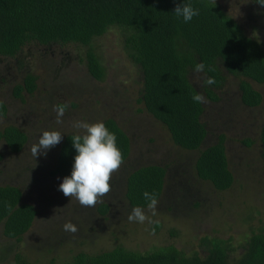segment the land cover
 Wrapping results in <instances>:
<instances>
[{
  "label": "trees",
  "instance_id": "trees-1",
  "mask_svg": "<svg viewBox=\"0 0 264 264\" xmlns=\"http://www.w3.org/2000/svg\"><path fill=\"white\" fill-rule=\"evenodd\" d=\"M182 2L0 0V57L19 63L27 49L76 44L86 47L91 77L103 82L105 68L92 45L110 29H119L128 57L139 68L142 89L138 103L143 105L139 112L152 116L182 150L199 152L194 166L197 178L209 182L217 191L226 192L239 185L235 184L238 176L227 153L225 135H219L214 144L202 149L209 136L208 124L203 121L205 102L219 104L229 100L230 88L238 85L239 102L248 109L260 108L264 97L252 83L264 85V46L248 36L242 23L221 2L192 0L200 14L189 23H183L174 14L175 7ZM201 62L204 71L196 73L195 65ZM209 78L214 80L211 85L206 83ZM38 79L32 71L25 72L23 81L14 89L15 97L24 101L26 95L33 96L38 91ZM198 92L205 97L204 103L193 101ZM7 114V106L0 102V116L5 118ZM103 122L115 133L122 153L120 166H125L131 156V137L116 119L105 118ZM79 134L66 135L61 141L51 177L62 179L70 175L76 155L72 139ZM0 142L12 153L20 154L29 137L18 127H0ZM241 143L247 149L259 144L264 162V121L256 140L246 138ZM123 176L117 190L123 191L128 211L135 207L149 209L144 192L154 195L157 204L169 205L174 214L181 209L190 217L189 210L201 206L197 202L200 192L195 196L192 187L175 184L168 166L149 164ZM24 198L21 187L0 186V227L5 239L3 245L11 255L7 264H35L20 251L39 214ZM184 200L189 201L187 209L182 205ZM100 211L106 217L111 206L102 205ZM153 230L157 233L161 226L155 225ZM171 236L177 237L178 233L173 231ZM198 241L197 249L192 251L175 244L145 252L116 247L99 254L82 252L62 264H264V226L245 234L238 244L232 238L207 235ZM49 264L57 263L51 260Z\"/></svg>",
  "mask_w": 264,
  "mask_h": 264
},
{
  "label": "rangeland",
  "instance_id": "rangeland-1",
  "mask_svg": "<svg viewBox=\"0 0 264 264\" xmlns=\"http://www.w3.org/2000/svg\"><path fill=\"white\" fill-rule=\"evenodd\" d=\"M217 1L236 16L251 39L264 46V8L251 0ZM92 46L105 68L103 82L91 77L86 47L76 44L30 48L19 63L0 57V102L8 110L5 118L0 116V127H18L29 137L20 154L12 153L0 142V186L21 187L24 201L33 204L39 213L21 246L22 254L35 264H49L51 260L62 264L82 252L99 254L116 247L145 252L175 244L192 251L205 235L232 238L238 244L245 234L259 231L264 226V162L259 144L247 149L241 141L259 137L264 100L260 108L248 109L239 102L238 85H234L229 100L223 98L219 104L205 102L203 121L208 124L209 136L202 149L214 144L219 135H225L227 153L238 176L235 184L239 185L220 192L197 178L194 166L199 152L182 150L152 116L139 112L143 106L138 103L141 77L124 48L122 32L110 29ZM31 71L39 78L38 91L21 101L15 97L14 89L23 81L25 72ZM252 84L264 97V85ZM61 105L66 107L58 122L56 109ZM105 118L116 119L129 134L131 156L125 166L112 173L110 191L94 206H82L58 190L62 179L51 177L61 142L36 158L32 149L45 131H59L63 140L72 133L84 134L83 129L74 127L76 122L96 123ZM149 164L168 166L175 184L192 187L195 196L200 192L197 202L201 206L189 210L190 217L181 209L174 214L169 205L158 203L154 209L143 210V223L129 221L132 211L123 202V191L117 190L118 181L123 182V175ZM188 203L184 200L185 209ZM102 205L111 206L106 217L101 214ZM67 224L75 226L76 231L66 229ZM155 225L161 226L157 233L153 230ZM173 231L177 237L171 236ZM4 243L0 227V264H7L11 256Z\"/></svg>",
  "mask_w": 264,
  "mask_h": 264
},
{
  "label": "clouds",
  "instance_id": "clouds-1",
  "mask_svg": "<svg viewBox=\"0 0 264 264\" xmlns=\"http://www.w3.org/2000/svg\"><path fill=\"white\" fill-rule=\"evenodd\" d=\"M256 3L264 8V0H256ZM174 14L182 20L183 23H189L194 17L199 16L200 10L193 6L192 0H183L181 4L175 7ZM203 62L195 65L194 71L201 73L204 71ZM206 83L211 85L214 80L209 78ZM193 101L204 103L205 97L202 93H196ZM66 106L56 109L58 122L63 117ZM74 127L83 129V135H76L72 139L76 155L74 156L71 173L62 178L58 190L64 196L75 198L82 206H94L100 198L110 191V179L112 173L117 170L122 163V153L117 146V137L111 132L104 122L87 123L78 121ZM64 135L61 132L45 131L43 132L37 144L32 151L35 158L38 154H45L46 151L58 145ZM59 179V178H58ZM144 198L149 201L148 208L154 209L157 200L154 195L144 192ZM129 221L143 223L146 219L141 207L133 208L128 217ZM66 229L76 231L72 224L65 225Z\"/></svg>",
  "mask_w": 264,
  "mask_h": 264
}]
</instances>
